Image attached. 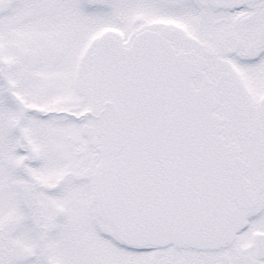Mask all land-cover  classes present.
<instances>
[{
  "label": "snow or ice",
  "instance_id": "6c2138e0",
  "mask_svg": "<svg viewBox=\"0 0 264 264\" xmlns=\"http://www.w3.org/2000/svg\"><path fill=\"white\" fill-rule=\"evenodd\" d=\"M0 264H264V0H0Z\"/></svg>",
  "mask_w": 264,
  "mask_h": 264
}]
</instances>
